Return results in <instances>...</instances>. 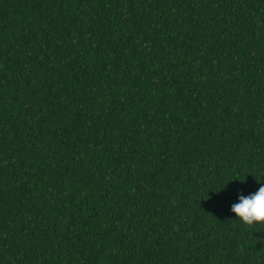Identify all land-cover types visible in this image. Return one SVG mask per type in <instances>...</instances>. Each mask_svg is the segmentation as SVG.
Wrapping results in <instances>:
<instances>
[{
  "label": "trees",
  "instance_id": "trees-1",
  "mask_svg": "<svg viewBox=\"0 0 264 264\" xmlns=\"http://www.w3.org/2000/svg\"><path fill=\"white\" fill-rule=\"evenodd\" d=\"M264 0H0V264H264Z\"/></svg>",
  "mask_w": 264,
  "mask_h": 264
},
{
  "label": "clouds",
  "instance_id": "clouds-1",
  "mask_svg": "<svg viewBox=\"0 0 264 264\" xmlns=\"http://www.w3.org/2000/svg\"><path fill=\"white\" fill-rule=\"evenodd\" d=\"M230 211L242 223L252 225L264 222V183L249 194H238L237 202L230 206Z\"/></svg>",
  "mask_w": 264,
  "mask_h": 264
}]
</instances>
